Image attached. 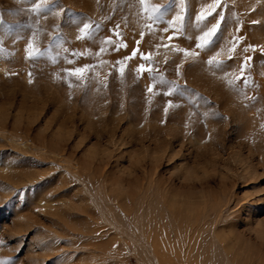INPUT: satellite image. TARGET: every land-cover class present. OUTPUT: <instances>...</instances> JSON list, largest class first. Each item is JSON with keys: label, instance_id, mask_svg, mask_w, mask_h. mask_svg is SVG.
I'll use <instances>...</instances> for the list:
<instances>
[{"label": "rangeland", "instance_id": "obj_1", "mask_svg": "<svg viewBox=\"0 0 264 264\" xmlns=\"http://www.w3.org/2000/svg\"><path fill=\"white\" fill-rule=\"evenodd\" d=\"M0 264H264V0H0Z\"/></svg>", "mask_w": 264, "mask_h": 264}, {"label": "snow or ice", "instance_id": "obj_2", "mask_svg": "<svg viewBox=\"0 0 264 264\" xmlns=\"http://www.w3.org/2000/svg\"><path fill=\"white\" fill-rule=\"evenodd\" d=\"M140 3H141V4H144V3H145V0H140ZM35 7H36V10H37V11L40 10V6H39V5H36ZM45 7H47V5H45ZM214 7H215V6H214ZM152 13H153V14H152V16H151V19H152L153 21H158V20H160V19L162 18L161 9H160L159 7H157V8H153ZM178 19H181V20H182V17H178ZM198 19H204V17L201 16V17H198ZM222 19H223V17H221V20H222ZM89 28H90V25L85 24V25H84V28L82 29V31H83L84 29H89ZM218 28H219V25H218V24L213 25L212 28H211L208 32L205 33V36H204V37H201V39L204 40L205 37H211V36H214V35L216 34V31H217ZM170 38H171V37H170ZM210 42H211V41L208 40V41H206V43H203V44H199V45H197V47H205L206 44H207V43H210ZM133 55H135V52H133ZM209 63H211V61H209ZM85 67H87V66H85ZM140 68H141L142 70H149V71H150V69H144V65H141ZM84 70H85V68H77V69H75L74 71H75V73L79 74V73H82ZM121 74H123V69H121ZM151 90H152V89L150 88L149 91H151Z\"/></svg>", "mask_w": 264, "mask_h": 264}, {"label": "bare ground", "instance_id": "obj_3", "mask_svg": "<svg viewBox=\"0 0 264 264\" xmlns=\"http://www.w3.org/2000/svg\"><path fill=\"white\" fill-rule=\"evenodd\" d=\"M98 202V201H97Z\"/></svg>", "mask_w": 264, "mask_h": 264}]
</instances>
